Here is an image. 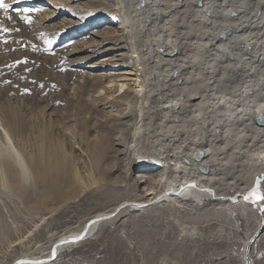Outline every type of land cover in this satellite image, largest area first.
Masks as SVG:
<instances>
[{"label":"rangeland","instance_id":"rangeland-1","mask_svg":"<svg viewBox=\"0 0 264 264\" xmlns=\"http://www.w3.org/2000/svg\"><path fill=\"white\" fill-rule=\"evenodd\" d=\"M126 1L128 4V0H5L13 8L35 9L29 13L31 24L11 9L9 21L0 9V22L19 29L5 34L8 43L0 42V123L8 127L18 148L33 160L46 144L62 142L69 164L76 171L60 186L50 184L49 178H38L36 166L17 186L0 182V264H13L25 253H45L60 234L81 227L96 213L112 209L123 200L144 198L147 187L156 185L151 171L163 160H182L190 139L187 133L208 134L213 117L219 114L213 109L221 107L220 100L215 101L217 106L204 102L195 109V103H191L173 113L177 119L186 118L187 127L180 138L189 139L186 137L174 148L166 146L164 154L161 149L167 140L160 142L161 126H142L134 134L141 105L137 101L125 104L122 95L124 91L131 95L138 88V78H143L139 74L144 69L150 82L157 80V89H174L177 94L183 89L181 85L171 89L170 81H164L169 67L154 47L141 53L140 61L149 60L147 63L137 61L138 52H134L132 42L134 25L124 13ZM189 14L178 19L177 30L187 37L183 40L192 41L187 57V63L194 66L191 71L195 76H207L209 46L197 34L198 22ZM24 58L27 63L6 66ZM132 67L142 71L125 74ZM163 91L156 98L149 96L146 110L156 107L161 112L158 98L162 96L160 103L169 101V93ZM152 115L153 121L159 119L157 114ZM227 142H221L220 158L238 159L233 152L240 143ZM228 167L236 168L233 162ZM229 174L224 173L225 182L237 180ZM140 175L146 177H137ZM230 188L232 196L237 197V186ZM243 205L233 214L226 207L216 218L209 214V218H203L190 210L177 211L163 204L121 211L114 219L101 220L87 239L64 246L50 264H244V241L264 219L260 211L264 201L260 206ZM251 251L255 264H264V231Z\"/></svg>","mask_w":264,"mask_h":264},{"label":"bare ground","instance_id":"bare-ground-1","mask_svg":"<svg viewBox=\"0 0 264 264\" xmlns=\"http://www.w3.org/2000/svg\"><path fill=\"white\" fill-rule=\"evenodd\" d=\"M124 13L132 21L131 26L134 25L132 42L135 48L134 52H138L139 60L137 59V61H140L142 51L148 50L150 46L154 47L157 55L161 57L162 61L167 62L169 67L165 74L167 78L165 77L164 81H170L171 89L176 85H181L180 89H183L180 94L174 92V89L170 90L172 92H169L168 89L163 91L162 89L165 87L159 86L161 90L157 89V80L150 82V79H147V68L145 70L143 67L144 72L139 74V76L143 75V78H138V88L131 92V95L125 91L122 95L123 99L126 98L125 104L129 105V103L137 101L141 105L139 109L141 114L135 121L139 127L136 128L134 134H138L142 126L145 129L154 123L153 126L157 124V126H161L159 134L162 135V138L158 135L160 142L167 140L161 149L163 154L166 146L174 148L190 137V139L188 138L189 142L184 146L185 153L180 152V155L183 153L185 156L182 157V160L175 158L174 161L166 159L160 162L159 168L150 173L154 176L156 185L147 187L145 197L141 200H123L112 209L100 211L81 227L60 234L45 253H25L20 255L17 261L23 258L34 261L48 259L52 254L53 246L58 241L70 240L83 232L90 237L101 220L111 217L114 219L121 211L137 210L144 205L163 204L172 206L177 211L178 209L190 210L192 214L197 213L203 218L208 216L206 214L216 218L221 214L220 211L226 207L232 212L242 204L246 206L251 203L260 206L262 203V201L254 202L251 197L245 201L243 197L250 195L251 190L255 187L256 177L264 173V126H258L256 123L257 118L264 117V0H128ZM188 14L197 20V34L202 36L206 47L209 46L207 51L210 54L209 62L205 59L207 65L205 66L208 67L207 76H195L191 71L194 68L193 64L187 63L189 59L187 57L191 53L193 44L188 39L183 40L182 37H187L178 33L177 25L180 22L178 19L180 17L183 19ZM146 43L149 45L145 46ZM160 59L158 58V60ZM148 61L141 59L139 63ZM146 63L145 67H147ZM142 65L144 64L142 63ZM141 69L133 68L125 74H136L138 71H142ZM224 75L227 76V80H223L222 76L224 77ZM174 82L179 83H175L174 86ZM218 83H221L220 88L217 86ZM157 90L160 91L157 92ZM162 91L164 94L169 93L167 98L169 101L160 103L162 99L160 96L158 104H156L159 107L158 111L165 114L158 113L155 110L156 107L149 108L151 111L146 110L147 104L151 101H149V96L156 98L161 95ZM218 100H220L221 107L213 109L215 114L218 112L219 114L213 115L209 133L202 134L203 131L199 129L201 134L198 132V134L190 136L187 133V138H180L183 128L187 127L186 118L177 119L173 113H179L182 111V107H188L191 103H195V109L196 107L201 108L204 102H210L217 106L215 101ZM169 104L170 106L166 107ZM207 105L209 106V104ZM154 113L159 116V119L155 121H153L152 115ZM237 129L238 131H236ZM234 130L236 133H232ZM155 139L157 140V138ZM222 140L228 142L235 140L236 144L240 143L237 150L235 148L233 152V155H236L238 159L232 161L228 156V160L225 157L226 161H224L223 158H220L219 148L221 150ZM151 143L153 144V142ZM0 144V182L3 185L8 184L13 187L19 185L22 178L26 179L29 176L33 169L32 166L38 168V178H47V180L49 178L50 184L54 186H60L76 173L69 164L62 142L54 146L46 144L41 150L43 152L40 156L37 155L38 158L33 160L18 148L8 127L0 123ZM173 155L175 156V154ZM177 157L179 156L177 155ZM232 162L235 163L237 169L232 170V167H228ZM167 168H170L171 171H167ZM134 169L136 170L138 167L135 166ZM235 171L237 172L233 173ZM228 172H230V178L239 181L236 185L233 183L236 182L234 180L233 182L224 181L223 175ZM137 177L142 179L146 175ZM143 180L141 182L145 181ZM231 186L238 188L236 189L237 197L234 199L230 193ZM262 188H264V180H261L259 188L260 192L264 193ZM263 231L264 219L247 233L249 239L247 242L244 241L243 245L244 264H255L251 248ZM60 248L61 253L63 247ZM17 261H14L13 264H17ZM23 264L27 263L23 262Z\"/></svg>","mask_w":264,"mask_h":264},{"label":"snow or ice","instance_id":"snow-or-ice-1","mask_svg":"<svg viewBox=\"0 0 264 264\" xmlns=\"http://www.w3.org/2000/svg\"><path fill=\"white\" fill-rule=\"evenodd\" d=\"M17 0H13V3H16ZM0 9L4 10V16L7 20H12V16L9 14V10L11 9L12 11H15V13L20 17V19L22 21H24L26 24H31L32 23V16L29 15V13L36 11L35 9H31V8H13L12 4L6 3L5 0H0ZM13 31H19L18 28H8L5 27L4 24L2 22H0V42L2 43H8V39L5 38V34H10ZM41 35H43V33H41ZM48 45L52 44L51 40H46L45 41ZM47 50V49H46ZM21 63H27V58H24L23 60H18L15 61L13 65H6L7 67H13L16 64H21ZM26 71H30V69H26ZM10 83V82H9ZM41 87H43V84L40 85ZM24 92H30V89H24ZM9 143H11V141H9ZM14 151V149H13ZM261 180H264V174H261L260 176L256 177L255 180V187H253V189L251 190L250 195H245L243 197V199L245 201L249 200L250 197L253 198L254 202H258V201H264V193H261L259 188H260V183ZM234 199V197H233ZM260 211L264 212V205H261L260 207ZM74 239H79V237H75ZM53 252H55V249H53ZM17 264H23L22 261H17Z\"/></svg>","mask_w":264,"mask_h":264},{"label":"water","instance_id":"water-1","mask_svg":"<svg viewBox=\"0 0 264 264\" xmlns=\"http://www.w3.org/2000/svg\"><path fill=\"white\" fill-rule=\"evenodd\" d=\"M256 123L258 126H264V117L257 118ZM78 237H79V239L72 238V239L66 240V241L65 240L61 241V242L58 241L53 246V249H55V252H53V250H52V254H51L50 258H48V259L34 261V260H26V258H23L22 260H19V261L25 262L27 264H50V263H53L54 261L57 260V258L60 255V249H61L60 247H64V246L66 247L69 244L77 243L79 241H82V240L88 238L89 236L87 233L83 232ZM251 242H252V240H251ZM251 242H250V245H251Z\"/></svg>","mask_w":264,"mask_h":264}]
</instances>
